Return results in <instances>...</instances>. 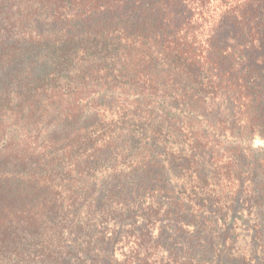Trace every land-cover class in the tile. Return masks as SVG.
<instances>
[{"label":"trees","instance_id":"16d2710c","mask_svg":"<svg viewBox=\"0 0 264 264\" xmlns=\"http://www.w3.org/2000/svg\"><path fill=\"white\" fill-rule=\"evenodd\" d=\"M255 141L264 0H0V264H264Z\"/></svg>","mask_w":264,"mask_h":264},{"label":"rangeland","instance_id":"374dc122","mask_svg":"<svg viewBox=\"0 0 264 264\" xmlns=\"http://www.w3.org/2000/svg\"><path fill=\"white\" fill-rule=\"evenodd\" d=\"M75 118L72 121H67L66 123H64V125L57 126L52 129V136L58 140L67 139L71 136L72 133L76 132L79 129H83L85 128V126L89 125L88 119L85 116L81 115L79 116V118ZM254 147L264 148V143L260 141H255Z\"/></svg>","mask_w":264,"mask_h":264}]
</instances>
